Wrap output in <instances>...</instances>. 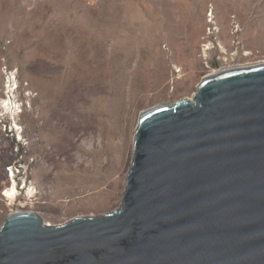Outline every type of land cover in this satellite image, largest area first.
<instances>
[{
  "label": "rangeland",
  "instance_id": "1",
  "mask_svg": "<svg viewBox=\"0 0 264 264\" xmlns=\"http://www.w3.org/2000/svg\"><path fill=\"white\" fill-rule=\"evenodd\" d=\"M259 64L264 0H0V228L117 209L141 113Z\"/></svg>",
  "mask_w": 264,
  "mask_h": 264
},
{
  "label": "water",
  "instance_id": "2",
  "mask_svg": "<svg viewBox=\"0 0 264 264\" xmlns=\"http://www.w3.org/2000/svg\"><path fill=\"white\" fill-rule=\"evenodd\" d=\"M0 264H264V64L141 113L120 206L8 215Z\"/></svg>",
  "mask_w": 264,
  "mask_h": 264
},
{
  "label": "built area",
  "instance_id": "3",
  "mask_svg": "<svg viewBox=\"0 0 264 264\" xmlns=\"http://www.w3.org/2000/svg\"><path fill=\"white\" fill-rule=\"evenodd\" d=\"M15 89H17V86L16 87H14L13 85H12V81L11 80H9L8 81V90H9V93L11 92V93H14L15 92ZM21 169V168H20ZM9 176H10V178H12V181H15V179H16V176H15V173H19V169L18 168H16L15 166H11L10 168H9ZM28 195V194H27ZM28 198H30V196L28 195L27 196ZM32 197H34V195L32 196ZM31 197V198H32Z\"/></svg>",
  "mask_w": 264,
  "mask_h": 264
},
{
  "label": "bare ground",
  "instance_id": "4",
  "mask_svg": "<svg viewBox=\"0 0 264 264\" xmlns=\"http://www.w3.org/2000/svg\"><path fill=\"white\" fill-rule=\"evenodd\" d=\"M244 68V67H243ZM234 69H236V68H234ZM228 69H226L225 71H227ZM231 70V69H230ZM219 72H221V71H219ZM33 193V192H32ZM31 193V194H32ZM7 195H8V197L10 198V199H12V198H14L15 197V195H16V188H15V184L11 187V188H9V190L7 191Z\"/></svg>",
  "mask_w": 264,
  "mask_h": 264
}]
</instances>
